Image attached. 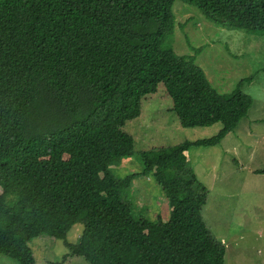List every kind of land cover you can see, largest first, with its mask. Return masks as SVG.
I'll use <instances>...</instances> for the list:
<instances>
[{"label": "trees", "instance_id": "1", "mask_svg": "<svg viewBox=\"0 0 264 264\" xmlns=\"http://www.w3.org/2000/svg\"><path fill=\"white\" fill-rule=\"evenodd\" d=\"M175 1L0 0V255L36 264L29 243L46 237L88 264H224L201 215L208 190L185 152L236 128L252 104L240 87L252 78L219 94L193 55H177ZM179 1L221 26L264 32V0ZM159 85L181 128L221 127L142 152L141 171L119 178L134 145L123 127ZM147 175L165 220L135 217L124 198Z\"/></svg>", "mask_w": 264, "mask_h": 264}, {"label": "rangeland", "instance_id": "2", "mask_svg": "<svg viewBox=\"0 0 264 264\" xmlns=\"http://www.w3.org/2000/svg\"><path fill=\"white\" fill-rule=\"evenodd\" d=\"M172 13V49L180 56L193 55L217 93H229L241 79L252 78L240 87L252 104L236 128L219 145L192 147L186 154L208 190L201 215L211 235L224 244V264H264V173L257 172L264 170V32L213 23L179 0ZM171 108L162 85L141 100L139 117L123 127L134 145L131 157L115 168L119 178L141 171L142 152L209 138L221 127L181 128ZM124 198L135 217L167 218L163 194L152 175L135 177ZM81 231V224L73 225L67 241L74 243ZM29 247L36 264H88L69 255L61 241L39 237ZM0 264L18 263L0 255Z\"/></svg>", "mask_w": 264, "mask_h": 264}, {"label": "crops", "instance_id": "3", "mask_svg": "<svg viewBox=\"0 0 264 264\" xmlns=\"http://www.w3.org/2000/svg\"><path fill=\"white\" fill-rule=\"evenodd\" d=\"M248 135H251L252 133H247ZM185 156H186V159L188 160V156H187V154H186V152H185ZM188 162H189V160H188ZM192 168V167H191ZM193 169V168H192ZM193 171H194V169H193ZM194 173H195V175H196V177H197V179L199 180V176L196 174V172L194 171ZM222 243V242H221ZM224 245V244H223Z\"/></svg>", "mask_w": 264, "mask_h": 264}]
</instances>
